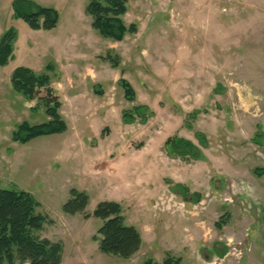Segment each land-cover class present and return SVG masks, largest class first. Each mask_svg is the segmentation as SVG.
Instances as JSON below:
<instances>
[{
  "label": "rangeland",
  "instance_id": "rangeland-1",
  "mask_svg": "<svg viewBox=\"0 0 264 264\" xmlns=\"http://www.w3.org/2000/svg\"><path fill=\"white\" fill-rule=\"evenodd\" d=\"M89 1L44 0L60 15L54 39L13 23L16 59L0 70V188L36 198L48 218L39 234L60 243L61 264H162L167 253L183 264H264V0H128L123 18L137 30L120 41L92 28ZM109 53L118 67L103 60ZM55 60L67 129L16 142L18 124L48 118L37 100L10 91L11 69L44 73ZM140 104L153 116L125 123L122 111ZM171 136L203 156H175ZM71 189L89 197V214L102 201L120 204L141 249L128 259L102 253L93 238L102 220L63 211Z\"/></svg>",
  "mask_w": 264,
  "mask_h": 264
},
{
  "label": "trees",
  "instance_id": "trees-1",
  "mask_svg": "<svg viewBox=\"0 0 264 264\" xmlns=\"http://www.w3.org/2000/svg\"><path fill=\"white\" fill-rule=\"evenodd\" d=\"M128 0H90L86 13L91 17L92 28L103 38L120 41L126 32L134 33V23L126 25L124 14ZM14 19L23 20L33 30H51L59 23V12L52 7L43 6L33 0H14L12 3ZM17 30L8 27L0 37V66L7 65L14 58V43ZM113 67L120 65V57L110 53L103 57ZM52 68L48 65V69ZM13 89L28 100H37L45 108L48 120L40 124L24 121L17 125L12 138L16 142L25 143L33 138L62 133L67 124L60 114L61 101L55 93L48 72L38 73L30 67L18 66L11 74ZM118 85L128 101H134L135 90L131 83L121 76ZM94 93L103 95L101 89L94 88ZM35 110V107L32 108ZM146 105H135L132 109L122 111L125 123L145 124L153 116ZM103 130L102 136H105ZM205 146V142L202 143ZM165 147L175 156L183 160L200 159L203 155L198 146L182 137H168ZM180 186V185H179ZM89 197L85 192L71 189L69 199L63 205L68 215L82 213L85 219L94 216L102 220L94 239L99 237V250L104 254L116 255L125 259L134 256L142 246L139 230L126 225L120 204L114 201L100 202L93 214L86 213ZM40 203L29 192L17 189L0 188V264H61L62 247L60 243L42 237L39 232L48 218L38 212ZM223 217V216H222ZM50 222H52L50 220ZM227 220L218 221L219 228ZM143 264H159L147 259ZM162 264H183L180 258L166 254Z\"/></svg>",
  "mask_w": 264,
  "mask_h": 264
},
{
  "label": "crops",
  "instance_id": "crops-1",
  "mask_svg": "<svg viewBox=\"0 0 264 264\" xmlns=\"http://www.w3.org/2000/svg\"><path fill=\"white\" fill-rule=\"evenodd\" d=\"M13 1L14 0H0V37H1V35L3 34V32L8 28V27H14L13 26V23L14 22H17V20H21V19H14L13 18V11H12V3H13ZM33 1H35L36 3H39V4H41V5H43L44 6V0H33ZM60 16V15H59ZM59 21H60V19H59ZM59 24V23H58ZM28 26V25H27ZM29 27V26H28ZM57 27H58V25H57ZM56 27V28H57ZM15 28V27H14ZM30 28V27H29ZM56 28H54V29H56ZM31 29V28H30ZM54 29H51V30H33V29H31V30H33L34 32H36V35L37 36H39V37H44V35L45 36H48L49 37V39H54L55 38V35L54 36H51V33H53L54 31ZM18 44H19V36H18V33H17V38H16V41H15V43H14V58L11 60V61H14L15 59H16V49H17V46H18ZM33 44H30V47L32 46ZM52 48V47H51ZM51 48H49V49H51ZM49 51H51V50H49ZM72 51H76L74 48H72ZM72 51H69V52H72ZM81 55V54H79V52L78 51H76V53H74V57H75V55ZM70 56H71V53H70ZM75 60L76 59H74V60H72L71 59V57L69 58V60H68V62H67V64L68 65H70V64H72L73 62H75ZM10 61V62H11ZM9 62V63H10ZM8 63V64H9ZM55 63L56 64H54V63H52L51 61H49L48 63L47 62H45V64H44V70L46 71V72H48L49 73V75H50V73L52 74V73H54V75L55 74H58V73H60L61 75H60V77L62 78V74H64V70L62 71V69L60 68L57 72H56V70H57V68H58V65H59V67H60V63H58L57 62V60H55ZM64 63V62H63ZM7 64V65H8ZM7 65H5V66H7ZM48 65H50L52 68H49L48 69ZM5 66H0V70H1V68H4ZM18 67V66H17ZM27 67V66H26ZM16 67H14L13 69H11V72H10V83H11V74H12V72H13V70L15 69ZM33 69V68H32ZM34 70V69H33ZM91 70V69H90ZM35 71V70H34ZM4 76H3V73L0 71V84L2 83V81H4V79L5 78H3ZM50 77H51V84H52V76L50 75ZM56 78V81H57V77H55ZM60 78V79H61ZM1 86V85H0ZM53 86V85H52ZM9 87V86H8ZM55 86H53V88H54ZM9 89H10V91L11 92H13V91H15L14 89H13V87H12V83H11V87H9ZM16 92V91H15ZM18 93V92H17ZM18 94H20V93H18ZM257 94H259V93H257ZM251 103V102H250ZM140 232V231H139ZM141 234V233H140ZM141 237H142V235H141ZM142 244H143V237H142ZM142 247V246H141ZM141 247H140V249H141Z\"/></svg>",
  "mask_w": 264,
  "mask_h": 264
}]
</instances>
